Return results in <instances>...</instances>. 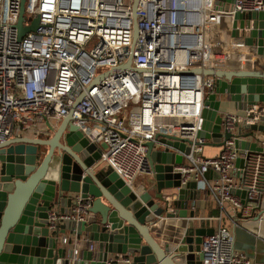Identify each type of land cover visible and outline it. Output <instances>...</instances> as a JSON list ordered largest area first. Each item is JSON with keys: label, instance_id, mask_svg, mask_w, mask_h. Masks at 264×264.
Instances as JSON below:
<instances>
[{"label": "built area", "instance_id": "1", "mask_svg": "<svg viewBox=\"0 0 264 264\" xmlns=\"http://www.w3.org/2000/svg\"><path fill=\"white\" fill-rule=\"evenodd\" d=\"M134 3L27 0L24 25L37 17L40 22L36 31L19 41L21 0H0V143L17 133L44 128L47 121H61L73 111V125L101 147V163L130 187L152 173L147 142L179 152L188 177L220 208L218 217L206 218L218 226L203 238L202 264H254L236 250L235 231L241 219L245 224L264 220V210L260 212L264 153L237 150L231 139L217 155L207 156L208 141L199 132L205 101L215 93L216 84V78L204 71L246 66L264 70V56L256 44H247L248 29L235 21L238 13L264 12V0H237L224 9L218 0H139L136 39ZM132 50V69L119 70ZM103 68L118 70L98 80ZM246 113L247 117L224 115L223 130L236 133V125L257 126L264 118V105ZM253 133L264 148V136ZM158 135L186 142V150L161 143ZM238 160L244 161L242 167ZM233 190L245 192V197ZM90 201L77 197L70 213L52 208L49 230L57 233L65 222L87 221ZM96 249L90 243V250ZM74 252L79 255L78 249ZM130 263L131 257L122 255L108 260V264Z\"/></svg>", "mask_w": 264, "mask_h": 264}, {"label": "water", "instance_id": "2", "mask_svg": "<svg viewBox=\"0 0 264 264\" xmlns=\"http://www.w3.org/2000/svg\"><path fill=\"white\" fill-rule=\"evenodd\" d=\"M26 1L21 0L16 24L19 41L36 31L40 22L37 17L31 25H24ZM219 1L234 5L237 0ZM138 2L135 0L133 7L135 39L139 33ZM235 21L240 28L248 29L247 44H256L264 56V12L238 13ZM238 21H249L253 27L238 25ZM133 57L132 50L126 65L119 70L132 69ZM117 70L103 68L97 79L109 77ZM203 73L215 77L216 84L215 93L205 101L199 137L206 139L208 146L223 147L234 139L237 150L264 153L253 133L264 136L263 117L257 126L236 125L237 132L232 133L223 130L224 118L220 114L223 102L228 100L243 111L264 104V70L247 67ZM72 115L73 111L57 129L47 121L53 133L48 139L12 137L0 143V264H108L109 258L121 255L131 257L130 264H202L203 238L213 235L215 229L199 227L192 212L177 245L172 249L170 245L162 246L151 233L152 222L146 219L150 213L148 195H140L100 163L101 147L73 125ZM157 138L180 152L186 150L184 141L160 135ZM146 146L151 171L156 176L172 175L177 165H184L180 153L155 150L152 141ZM243 164V160H238L237 166ZM232 193L245 197V192ZM77 197L91 199L87 221L65 222L57 233H52L48 212L58 208L61 213H70ZM66 230L78 237L87 234L89 242L99 245V251L83 258L75 256L74 250L59 245V236ZM235 233L240 250L250 257L251 249L264 252L263 243L256 236L240 228Z\"/></svg>", "mask_w": 264, "mask_h": 264}, {"label": "crops", "instance_id": "3", "mask_svg": "<svg viewBox=\"0 0 264 264\" xmlns=\"http://www.w3.org/2000/svg\"><path fill=\"white\" fill-rule=\"evenodd\" d=\"M219 8H229L231 4L222 3L218 0ZM238 25H246L253 27V24L249 21H238ZM250 66H246L247 68ZM264 105V104H261ZM246 111L240 110L237 103L230 100L223 102L221 106L220 114L224 117L227 114L244 115ZM63 120L50 121V125L54 128H58ZM53 135L49 126L37 127L33 130L17 133L14 137H28L31 139H48L46 135ZM155 150H165L162 146H157ZM170 150V149H169ZM207 156H215L221 151V147L207 146ZM174 153H179L172 151ZM102 159V158H101ZM101 163V162H100ZM108 167L106 164H103ZM132 186L140 195H148L149 198V215L146 219H150L152 222L151 233L153 237L162 245H170L171 249L177 245L180 238L183 235V231L187 225V221L190 219V215L193 212L194 217L197 218V225L204 228L216 229L218 223L214 220H207L206 218H214L220 215V208L217 202L211 197L208 192L202 191L196 187V183L188 177L186 174L185 165H177L175 172L172 175L156 176V174L149 173L147 175L140 176ZM75 195V194H74ZM230 206V205H229ZM261 211L264 210V199L261 202ZM230 209V207H229ZM240 218V217H239ZM264 219V216H263ZM241 227H238L247 233H250L259 238L262 243V251H264V220L262 223H258L256 219H252L249 223H246L241 219ZM68 238L69 242L63 244L62 239ZM80 241V245H76V240ZM89 237L87 234L77 236L70 230H66L59 236V245L67 247L70 250H79L80 255L83 257L91 256L99 251V245L97 243L96 251L90 250ZM243 252V251H241ZM245 253L254 264H264V252H258L256 249H251L249 254ZM111 257V256H110ZM115 257V256H112Z\"/></svg>", "mask_w": 264, "mask_h": 264}, {"label": "rangeland", "instance_id": "4", "mask_svg": "<svg viewBox=\"0 0 264 264\" xmlns=\"http://www.w3.org/2000/svg\"><path fill=\"white\" fill-rule=\"evenodd\" d=\"M244 115H246V116H244ZM244 115H241V117H247V113H245ZM252 116H250L248 118H251ZM50 137H51V134L45 136V138H50ZM205 154H206V151H205ZM206 155H208V154H206ZM240 245H241V243H240L239 239H237L236 244H235V248H236L237 251H241L240 250Z\"/></svg>", "mask_w": 264, "mask_h": 264}]
</instances>
